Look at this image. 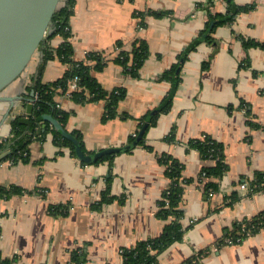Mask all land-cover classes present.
I'll list each match as a JSON object with an SVG mask.
<instances>
[{"label":"crops","instance_id":"crops-1","mask_svg":"<svg viewBox=\"0 0 264 264\" xmlns=\"http://www.w3.org/2000/svg\"><path fill=\"white\" fill-rule=\"evenodd\" d=\"M229 1L233 7H251L236 14L232 23L217 26L212 41H202L189 52L177 87L163 78L204 27L208 10L225 13ZM229 1L75 0L70 25L76 59H84L91 50L111 52L118 40L129 48L135 39H144L150 51L138 77L126 74L113 59L95 72L106 89H126L119 112L128 117L103 120L104 101L81 104L65 95L58 98L70 112L66 127L82 134L86 149L95 153L126 145L142 117L176 87L172 105L147 130L146 144L151 149L138 145L116 155L111 165L107 161L83 164L68 147L58 146L51 132L43 141L31 142L30 161L0 162V184L46 191L44 196L15 194L0 201L2 257H16L15 264H69L72 252L79 249L81 261L76 264H120L122 247L159 235L166 224L156 216L169 183L158 155L172 154L184 164V175L195 178L213 160L202 158L188 141L208 134L223 144L228 170L212 193L207 194L197 181L186 186L181 221L184 226L193 224L182 240L159 254L157 264H179L211 247L199 264H264V228L239 243L214 248L234 222L264 211V189L250 192L240 186L255 171H264V49H246L241 39L264 41V0ZM149 8L169 13L147 15L142 25L135 12ZM62 41L61 35L47 39L52 47ZM246 58L249 65L240 67ZM42 61L39 48L22 74L3 89L5 97L22 94L23 98L15 99L12 106L0 99V137L10 134L11 118L26 113L31 93L26 104L25 88ZM43 67L44 81L57 79L65 70L58 57ZM173 128L175 139H166ZM110 172V194L116 198L101 209H92L107 187ZM57 203L70 204L67 215L49 213V205Z\"/></svg>","mask_w":264,"mask_h":264},{"label":"trees","instance_id":"trees-1","mask_svg":"<svg viewBox=\"0 0 264 264\" xmlns=\"http://www.w3.org/2000/svg\"><path fill=\"white\" fill-rule=\"evenodd\" d=\"M74 4L75 0H66L65 4L55 12L52 18L49 27L50 31L40 44V48L43 51V61L38 72L36 75H33L31 82L26 85L25 88L24 101L26 104L28 103L27 100L31 92H33V99L37 96L32 102L29 123H23L20 121L22 115H16L11 118L10 134L5 137H0V162L9 160L11 163L17 164L19 162L30 161L31 142L35 139L43 141L50 132L53 135L54 142L58 146L68 147L70 153L77 157L73 142L55 129L51 122L44 119L46 114H51L56 117L69 132L77 137L83 150L86 153H91L84 145L82 134L78 130H69L66 127L70 112L60 106L58 98L66 95L67 92H69V97L76 103L84 104L90 101H104L105 108L103 112V120H109L115 117L126 118L129 116L128 113L119 112V103L125 97L126 89L124 87H115L111 90L106 89L97 79L95 72L102 70L109 59H113L122 66L123 71L126 74L138 77L140 75V69L150 53L148 43L146 40L138 38L133 41L129 48H127L122 40H118L111 52L91 50L86 52L84 59H76L71 41L72 29L70 25V18L74 11ZM198 5H201V3ZM250 7V5L233 7V4L229 1L228 10L225 13L214 14L208 10V20L204 27L192 40L190 45L179 53L177 61L162 74V77L168 78L170 81L174 82L177 87V84L181 81L182 66L188 58L189 52L202 41H212V33H214L217 26L232 23L236 14L242 11H247ZM168 13L169 11H157L149 8L145 11H136L135 15L141 19L140 24L143 25L144 19L147 15L163 17ZM56 35H61L63 41L59 46L52 47L49 45V42H47V39L49 41ZM241 39L243 40V45L246 49L252 46L264 49V41L245 38ZM109 55L111 57H109ZM56 57L65 64V70L57 79L44 81L42 77L43 66L47 60ZM207 65L208 64L205 63V66ZM248 65L249 63L246 58L241 62L240 67ZM76 76L78 87L71 89L70 84ZM175 88L171 89L170 93L164 98L159 106L148 111L146 115L142 117L137 130L131 134L128 143L123 145L124 149L122 151L106 154L92 163L83 160H81V162L83 164H99L107 161L111 165L116 155L122 152H131L138 145H144L151 149V147L146 144L145 138L147 130L151 125L156 124L160 114L167 112L170 109ZM146 122L148 123L146 130L141 139L135 144L134 141L139 134L140 129L146 126ZM166 139H175L174 128L168 133ZM188 146L190 148H196L200 152L202 158L213 160V164L203 166L197 177L194 178L184 175V164L172 154L162 152L158 155V162L164 167V173L169 179V183L162 191L161 198L158 201L156 216L165 220L166 224L159 235L139 240L129 247H122L120 249L122 256L120 264H157L159 254L167 249L172 243L182 240L186 230L193 224L192 222L189 226H184L181 221L184 215L182 200L186 186L197 181L198 183L203 184L207 194L218 189V180L223 177L229 167L225 161L223 144L210 135L204 134L202 137L190 139L188 141ZM59 153L62 152L60 151ZM112 178L113 175L110 172V175L107 178V187L102 192L101 199L91 205L92 209H101L104 203L111 202L116 198L114 195L110 194ZM244 182L248 184L250 192L264 189V171H255L250 181L245 180ZM35 193L44 196L46 191L38 187L27 189L17 184H0V201L10 198L15 194L23 195ZM123 199V197L120 198V200ZM69 206V203L50 204L48 211L54 216L67 215L69 212ZM262 228H264V211H261L252 218L234 222L233 228L228 230L215 246L225 244L226 237H231L234 240V243H239L248 236L257 233ZM238 237H240V240H238ZM211 248L199 250L179 264H199L202 257L210 253ZM78 250L79 249L72 252L69 264L80 263L81 253H78ZM0 260L3 264H15L17 258H4L0 252Z\"/></svg>","mask_w":264,"mask_h":264},{"label":"water","instance_id":"water-1","mask_svg":"<svg viewBox=\"0 0 264 264\" xmlns=\"http://www.w3.org/2000/svg\"><path fill=\"white\" fill-rule=\"evenodd\" d=\"M62 1L0 0V99L10 101L11 106L15 99H22L23 95L5 97L1 93L27 68L33 55L40 48L41 42L50 31L52 18L62 6ZM32 96L33 92H31L26 113L20 118L23 123H29ZM44 119L51 122L55 129L73 142L77 157L85 162L92 163L106 154L124 149L123 146L106 147L95 153H86L77 137L69 132L56 117L46 114ZM145 129V127L141 129L134 141L135 144L141 139Z\"/></svg>","mask_w":264,"mask_h":264},{"label":"built area","instance_id":"built-area-1","mask_svg":"<svg viewBox=\"0 0 264 264\" xmlns=\"http://www.w3.org/2000/svg\"><path fill=\"white\" fill-rule=\"evenodd\" d=\"M76 81H77V76L74 78V80L70 84V88L71 89H74V88L78 87ZM65 96L69 97V92H67ZM36 98H37V96H35L33 100H35ZM240 186H241V188H243L245 190H248L249 189L248 184L245 183V182L244 183H241ZM238 240H240V237H238ZM225 243L226 244H232V243H234V240L231 237H226L225 238ZM214 248L216 249L217 246H214ZM0 264H3V262H1V260H0Z\"/></svg>","mask_w":264,"mask_h":264}]
</instances>
